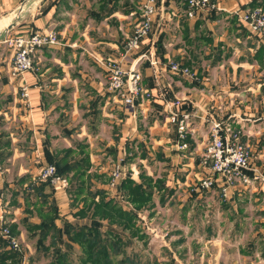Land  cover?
<instances>
[{
  "label": "crops",
  "instance_id": "obj_1",
  "mask_svg": "<svg viewBox=\"0 0 264 264\" xmlns=\"http://www.w3.org/2000/svg\"><path fill=\"white\" fill-rule=\"evenodd\" d=\"M90 1L93 3L89 4ZM213 1L221 10L198 11L190 18L186 0H158L149 36L138 51L130 52L124 60L125 45L140 16L139 0H0V32L12 24L13 29L6 31L8 35L12 32L22 36L30 31L53 32L57 37L56 44L43 47L44 56L50 61H47L48 66L39 70L33 68L23 75L27 99L21 97L23 82L9 78L10 58L0 49V141L4 140L0 151L5 152L12 140L15 142L9 155L19 169L16 183L18 189L31 194H13L14 215L17 216L5 215L10 229L17 226L14 223L21 220V215H28L26 209L32 210L36 200L44 206H49L48 199L52 202L57 227L61 226L63 215H69L64 201L71 202L72 192L68 187L56 190L47 183L39 189L42 183L33 179L38 166H32V162L48 165L47 155L67 149L55 148L56 153H53L47 144L55 138L53 134L62 133V139L70 141L71 131L63 125L81 119H87V124L80 123L74 129L78 138L89 140L90 135L98 138L100 132L90 133L89 127L98 126L97 131L102 126L115 130L116 134L106 146L116 150L112 153L115 163L126 166L130 179L153 177V165H157L165 189L187 187L190 192H198L194 189L199 180L209 173V168L202 163L203 151L211 140L213 123L220 122L228 126L248 150L250 181L246 184L235 181L226 197L221 196L219 178L214 189L229 203L247 200L243 195L248 193V200L253 199L258 210H264V39L252 35L236 15L250 9L252 2ZM253 2L264 10V0ZM25 8H28V18L22 16ZM87 17L92 21H87ZM14 19L16 21L11 23ZM49 24L54 28L50 29ZM170 32L175 35L171 36ZM90 35L96 37L95 42L90 41ZM168 36L172 39H167ZM82 38L86 50L78 44L82 43ZM96 45L103 47L94 51ZM81 50L91 60L88 69H71L81 65L82 58H77ZM148 58L158 61V72L150 66ZM111 61L127 70L135 67L140 74L144 94L137 97L132 111L123 105L120 95L108 90L107 63ZM171 63L187 67L193 77L172 73L168 67ZM172 107L178 113L176 121L169 114ZM82 110L84 113L79 116ZM136 110L143 119L152 114L150 121L136 123ZM183 116L187 119L185 131L181 133L178 121ZM19 162H25L26 167ZM90 169L91 164L86 171ZM3 174L0 173V187L4 185ZM108 193L112 199L126 202L121 191L110 189ZM8 203L0 197V212ZM44 206L40 215H48L49 209L45 210ZM239 216V223L222 233L235 238L251 232L254 238L248 243H228L223 256L225 264H264V215ZM235 217L229 215L230 220ZM244 219L245 222L251 220L253 229L240 228ZM33 221L31 224H38L36 219ZM24 223L22 220V225Z\"/></svg>",
  "mask_w": 264,
  "mask_h": 264
},
{
  "label": "rangeland",
  "instance_id": "obj_2",
  "mask_svg": "<svg viewBox=\"0 0 264 264\" xmlns=\"http://www.w3.org/2000/svg\"><path fill=\"white\" fill-rule=\"evenodd\" d=\"M92 3L93 1H90L89 4ZM27 15L29 16L28 8H25L22 16L28 18ZM88 20L92 21L90 17H87V21ZM14 21L16 20H11V23ZM12 27L13 25L11 24L7 29L12 30ZM51 28L53 29L54 26L50 25V29ZM7 29L5 27L0 32V49L1 52L4 50L3 55H5L7 59L10 58V69L8 72L9 78L12 81H18L20 83L23 82L21 87H24V76L18 78L10 77V70L13 63V49L9 44V40L20 37V35H14L12 32L8 35L6 32L8 31ZM27 33H30V31ZM170 33L171 36L175 35L173 32ZM171 36H168L167 39H172ZM95 39V36L90 35L91 42H95ZM81 40L82 43L78 44H81V48L86 50V45L83 44L84 38ZM101 46L103 47V45H96L94 51H96V49ZM41 49H37L33 53L31 57V69L38 67L39 70L48 66V62L50 61L44 56V49ZM80 52L81 53L78 54L77 58H82L81 65L76 67L72 66L71 69L75 68L76 70L80 69L81 71L83 67H87L88 69V64L91 62V60L85 56L87 55L86 52L82 50ZM37 57L40 58V61ZM41 57L43 58L41 59ZM75 64L77 63H74L73 65ZM93 65L94 64L92 63V68ZM85 83L87 84L86 80ZM230 86H233V82H230ZM65 89L67 90V88ZM65 95H67V93H65ZM69 95H71V93H69ZM61 96L62 95L58 97L61 99ZM8 101L11 102V99ZM82 113H84V110L81 112L79 111V116ZM151 116L148 114V118L146 117V119H143L139 114V111L136 110L134 119H138L136 123L143 124L148 123ZM65 118L64 123L67 122ZM0 122L2 123L1 119ZM84 122L87 124V119H81L80 122H78V120H75L74 122L70 120V123L67 122L63 125V127H66L67 125L68 129L71 131L70 134H72V137L68 139L70 141H64L62 139V133V136L60 134H53L55 137L53 139L54 141H48L47 144L48 148L52 149L53 153H56V151H53L55 148L59 150L62 147H68L70 149L73 148L72 150L75 152V154H73L68 148L62 150V152L57 150L58 154H53V156L57 155L54 156V159L59 160L61 157H64V152H69L71 160L69 157H65L66 162H63L62 164L67 163V165L70 164L72 166H78V164H80L79 166H81V159L86 158L84 159L86 160L84 166L87 167L85 168V171L88 170L90 164L92 166V169H90V171L84 172L82 177H78L77 173H75L73 170L67 172L68 174L66 177L70 183V185L67 187L70 190L68 191L70 193L72 192L70 195L71 202L67 200L64 201V203H67L64 209L69 210V215H63L60 227L62 228V226L65 225L63 226L65 231L67 230L68 226H70L69 229H71V227H85L88 229L90 228L92 231H94L93 229L95 228L98 232V237L101 239L108 238L109 241L112 242V247L110 250L114 247L118 249V252H121L117 253L115 257H110L111 264H119V261H122L124 257H126V264H129L130 262H133V264H225L227 261L225 258L223 259V256L226 253V247L229 244L236 245L238 243H248L250 240H252V238H254L251 232H246L243 237L236 236L235 238L234 236H230L229 238L226 234L222 233L226 229L231 230L236 223H239V215H245V217L248 216L249 218L252 215H264V210H258L259 207H257V203H255L253 199L248 200L250 194L246 193L243 195L246 196L247 200H236L234 203H229L220 197V194L218 191H216V189H210L208 192L201 190L199 191L197 188L194 190H197L198 192H190V188L187 187L167 190L161 184L160 172L157 168V165H153L155 169L152 170L153 177L148 178L150 179L149 184L144 182V201L133 204L130 202L131 197H125V195V203H123L121 199L116 200L113 198L114 202H116L118 206L117 208L119 211L124 212L125 215H133L134 219L131 221L119 220L118 223L120 222V224H118L116 221L109 223L108 219H102L100 217L101 214L99 215V213L95 212L96 210L93 208V205L99 204L104 199L112 200L111 194L108 193L110 190L108 184L110 183L111 179L109 173L111 171L112 165L115 163V154L112 153H115L116 150L112 148V146L107 147L106 145L112 141L111 139L113 138V134L116 133L115 130H112L106 126H102L101 130L98 128L99 130L97 131L96 128L98 126H96L94 129L89 127V132H100L98 138L94 139L93 135L91 136L90 134L89 140L87 138H78L76 137V134L73 133L74 129H77L78 124H84ZM3 142L4 140L0 141V143ZM8 142L11 143L10 140H8ZM14 143L15 142L12 140L8 150H4L5 152L0 151V173H4V185L1 186L2 188L0 187V194H2L0 197H2L3 202H9L8 206L3 205L4 207H2L3 210L1 209V212L4 213L3 215H8V217L10 216V218L11 216L12 218L17 216L14 215L16 206L14 205L13 194L24 192L25 195H31L21 188L18 189L19 186L16 183L17 180H19V178H17L18 166L15 165V162L12 161L11 155H9L12 153L11 148L13 149ZM26 151L30 152V149H26ZM128 161L126 162L128 163ZM111 162L113 163L110 165V169H107ZM19 163H21L23 167H26L25 162ZM48 165H51V163ZM32 166H38L33 179L39 182L37 180V175L45 165H41L39 162H32ZM124 168L127 170L126 166H124ZM78 171H82V169H79ZM107 171H109V173ZM127 173L128 170L126 175L119 180V182L121 181L120 185L116 183L114 189L115 191H121V185L127 179L131 180L135 184H140L143 181L142 179L138 178L134 180L130 179L129 174L127 176ZM144 178L147 177L144 176ZM136 190L137 191L133 195L132 200H141L142 196L140 193L142 190ZM73 191H76V193L73 194ZM97 191H102L103 193L101 194L98 192L94 196V199H92V196L89 194H94ZM138 194L140 196L136 197L135 195ZM47 201L49 202V206H44L43 203H39L36 200L34 206L32 208L30 207L32 210L28 211L26 209L28 215H21V220H16L14 223L17 225L15 226V232L18 235L20 234L18 237L15 235L14 236L21 244L23 253V249H25V253L29 255L23 254L24 256L22 260L24 263L28 257L35 255V253L38 260L35 264H49L53 261L52 258L54 256V248L50 247L47 252L42 249L43 245L46 246L47 244L51 243V235H49L47 239L43 241L40 237L41 230L29 231L26 225H22V220L25 222L24 224L29 225L34 222L33 219H36L38 224H40L41 220L47 221L51 216L55 217V213L49 215L39 214L38 210H41V212L43 211L42 206L45 207V210L55 207L52 205V202L49 199ZM5 210L7 213H9L7 214ZM229 215H236V217L234 220H230ZM67 216H69L68 219L65 218ZM242 221L243 222L240 224L241 229H253L251 220L248 219L247 222H245L246 220L244 219ZM92 233L95 234V232ZM115 234H117V236H114ZM90 235L91 234L84 233V235L80 234L77 236L75 234L73 236V233H70L68 237H60L62 242L58 240L56 241L60 250L65 252V257L68 258L69 256V263L67 264H91L87 261L88 259L86 258V255H84L86 260H81L82 254H85V252H91L89 247L86 245L81 246V244L78 242L84 238L89 240L92 238V235ZM232 238L233 240H231ZM64 243L71 244V247H66ZM115 243H117L116 246L114 245ZM105 248L107 251H109V247ZM100 257L101 261L103 262L104 257L102 255H100Z\"/></svg>",
  "mask_w": 264,
  "mask_h": 264
},
{
  "label": "built area",
  "instance_id": "obj_3",
  "mask_svg": "<svg viewBox=\"0 0 264 264\" xmlns=\"http://www.w3.org/2000/svg\"><path fill=\"white\" fill-rule=\"evenodd\" d=\"M251 2L252 0H248ZM158 0H139L140 16L134 23L131 36L125 45L122 58L125 60L130 52L138 51L142 43L147 39L151 32L152 18L157 10ZM188 16L193 18L198 11L209 10L219 11L220 7L213 0H186ZM242 25L258 39H264V11L260 7L244 10L241 15L236 14ZM57 37L53 32L47 34L39 32H30L20 37L9 40L13 49V63L10 70L11 78L23 76L31 69V57L37 49L56 44ZM143 57V56H141ZM145 58V57H143ZM139 60V59H138ZM149 64L158 72V61L149 59ZM138 62V61H137ZM170 71L185 77H193L187 67L171 63L168 65ZM108 69V90L120 95L123 105L130 109L135 106V101L140 94H144L140 85V74L135 69H123L119 63L111 61L107 63ZM21 97L27 99V88L21 87ZM173 121H176L178 113L175 107L169 112ZM183 116L178 121L179 132L185 131V120ZM184 147V145L182 146ZM202 163L209 168V173L199 180L197 189L206 191L214 189L216 179H220V193L226 197L228 189L235 181H241L246 184L250 181L247 172L251 167V156L248 150L240 143L236 134H233L228 126L220 122L213 123L211 127V140L206 144ZM126 175V169L121 163L112 165L108 184L110 189L114 190L116 183ZM37 180L41 183H47L56 190H64L68 186V180L57 173L55 166L45 165L37 175ZM0 212V236L7 243L8 249L14 252H22L17 238L11 234L6 216Z\"/></svg>",
  "mask_w": 264,
  "mask_h": 264
},
{
  "label": "trees",
  "instance_id": "obj_4",
  "mask_svg": "<svg viewBox=\"0 0 264 264\" xmlns=\"http://www.w3.org/2000/svg\"><path fill=\"white\" fill-rule=\"evenodd\" d=\"M251 2H252L251 8L259 7L258 5L253 4V3H255V2H253V0ZM63 155H64V157H61L59 160L54 159V156H57V155H54V156L47 155L48 156V162L51 163V165L54 164V166L57 170V173L61 176L66 177L68 174L67 172L70 170H73V171H75V173H77L78 177H82L84 172H86L85 168H87L84 166V164L86 162V160H84V159H86V158L81 159V163L83 166L82 165L79 166L80 164H78V166H76V165L72 166L70 164L67 165V163L62 164L63 162H66L65 157H69L71 160V156L69 155V152H66V153L64 152ZM79 169H82V171H78ZM142 180L143 181L140 184H135L131 180L127 179L121 185V191H122L123 195H125V197L130 196L131 197L130 202L133 204L134 203H140V202L144 201V198H145L144 197L145 196L144 195L145 190L143 187L144 182L146 184H149L150 179L142 177ZM44 185H45V183H42V185L39 187V189H43ZM136 189L142 190V192L140 193L142 196L141 200H136V199L132 200L133 195L137 191ZM98 192H100L101 194L103 193L102 191H97L94 194H89V195H91L92 199H94V196ZM75 193H76V191H73V194H75ZM135 196L138 197L140 195L138 194ZM117 207L118 206H117L116 202H114L113 199L112 200L111 199H108V200L104 199L99 204L93 205V208L96 210L95 212L99 213V215L101 214L100 217L102 219H108L109 223H112L114 221H116L118 223L119 220L131 221L132 219H134L133 215H125V213L122 211H119V209ZM39 213H41V210H39ZM53 213H55V207L49 208L48 215L53 214ZM55 219H56V216L55 217L51 216L47 221L41 220L40 224H38V225L24 224V225H26V227L29 231L41 230L40 231L41 232L40 237H41V240H43V241L46 240L49 235H51V237H52L51 243L47 244L46 246H44V245L42 246V249H44L45 252H47L50 247L54 248V256L52 258L53 261L50 262L49 264H67V263H69V256H68V258L65 257V255H64L65 252L60 250L58 243L56 241L58 240V241L62 242V239L60 237L61 236H65V237L67 236L68 237L70 233H73V236L75 234L77 236L80 234L84 235V233L92 235V238H90L89 240H87V238H84V239H81L78 241L81 244V246L86 245L87 247H89V249L91 251L90 253L85 252V254H82L81 260L82 259L86 260V258H87L88 259L87 261L90 262L91 264H111L110 257H115L117 253H121V252H118V249L114 248V247L110 250V248L112 247V245H111L112 242L109 241L108 238L101 239L100 237H98L97 236L98 232L96 231L95 228L93 229L94 231H92L90 228L88 229L85 227H82V228L71 227V229H69L70 226H68L67 230L65 231V229L63 228V226H65V225L62 226V228H63V230H62L61 227L56 226ZM64 224H66V223H64ZM118 224H120V222ZM10 230H11V234L16 235L15 227H12ZM92 232H95V234ZM109 235H110V233H109ZM114 236H117V234H115ZM116 244L117 243H115L114 245L116 246ZM0 245H1V247H0V264H21L23 262V260H22L23 254H24L23 251L22 252H14L10 249H6L5 247L7 245L5 244L4 240H2L1 238H0ZM64 245L66 247H71V244L64 243ZM105 247H109V251H107ZM60 252H62V253H60ZM84 255H86V258ZM100 255H102L104 257L103 262L100 259L101 258ZM36 256L37 255L35 253V255L28 257V259L26 260L27 262L24 264H35L36 261H38ZM119 264H126V257H124L122 261H119ZM129 264H133V262H130Z\"/></svg>",
  "mask_w": 264,
  "mask_h": 264
}]
</instances>
